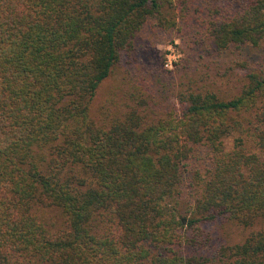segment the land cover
<instances>
[{
  "label": "trees",
  "instance_id": "16d2710c",
  "mask_svg": "<svg viewBox=\"0 0 264 264\" xmlns=\"http://www.w3.org/2000/svg\"><path fill=\"white\" fill-rule=\"evenodd\" d=\"M195 1L0 0V264H217L218 218L251 228L222 257L264 264L261 72L239 63L231 97L173 91L149 122L135 107L90 116L138 32L179 30ZM203 3L195 42L212 55L264 41V0ZM199 145L210 165L190 201L182 167Z\"/></svg>",
  "mask_w": 264,
  "mask_h": 264
},
{
  "label": "rangeland",
  "instance_id": "374dc122",
  "mask_svg": "<svg viewBox=\"0 0 264 264\" xmlns=\"http://www.w3.org/2000/svg\"><path fill=\"white\" fill-rule=\"evenodd\" d=\"M204 5L203 0H196L188 21H180L179 30L164 31L152 20L138 32L134 51L102 82L91 102L90 116L96 123L103 122L104 117L121 115L132 107L144 116V121L156 120L173 106V91H213L220 97L236 95L240 92L245 72L238 64L243 61L264 75V41L257 47L246 45L238 51L232 48L214 55L209 53L207 40L195 42L199 38L196 32L207 17ZM174 41L181 59L168 69L163 64L164 54ZM141 92L145 94L137 99ZM231 143L230 137L226 140L227 149ZM209 165L207 148L199 145L182 167L183 198L192 200L197 183L206 177ZM196 174L199 179L194 178ZM250 230L220 218L212 221L206 227L210 240L205 253L215 257L219 261L217 264H231L220 254L221 247L242 241Z\"/></svg>",
  "mask_w": 264,
  "mask_h": 264
},
{
  "label": "built area",
  "instance_id": "2783aa9c",
  "mask_svg": "<svg viewBox=\"0 0 264 264\" xmlns=\"http://www.w3.org/2000/svg\"><path fill=\"white\" fill-rule=\"evenodd\" d=\"M177 42H171L165 50L163 64L166 68L172 69L181 59V52L176 49Z\"/></svg>",
  "mask_w": 264,
  "mask_h": 264
}]
</instances>
